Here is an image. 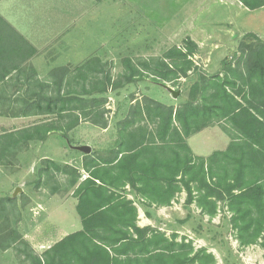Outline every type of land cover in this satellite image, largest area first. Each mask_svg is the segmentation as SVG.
<instances>
[{
    "label": "trees",
    "instance_id": "obj_1",
    "mask_svg": "<svg viewBox=\"0 0 264 264\" xmlns=\"http://www.w3.org/2000/svg\"><path fill=\"white\" fill-rule=\"evenodd\" d=\"M239 1L249 10L264 8V0ZM197 51L198 45L186 40L164 57L139 63L126 58L117 79L112 65L99 57L54 69L42 79L31 63L38 49L0 15V115L37 119L0 134V166L53 133L69 141L81 123L107 129L110 91L142 77L176 84L196 75L188 100L178 108L151 99L133 104L118 123L116 147L106 155L84 156L86 179L81 170L48 160L43 172L53 168L68 176L82 222L81 231L49 249V264L217 263L186 237L140 227L128 186L149 207L171 206L185 191L187 205L214 217L219 203L226 202L240 244L264 249V42L245 44L212 77L198 72ZM223 122L231 136L228 149L195 156L187 139ZM20 221L16 200L0 198V251L13 249L19 264H47V252L37 255L20 233Z\"/></svg>",
    "mask_w": 264,
    "mask_h": 264
},
{
    "label": "rangeland",
    "instance_id": "obj_2",
    "mask_svg": "<svg viewBox=\"0 0 264 264\" xmlns=\"http://www.w3.org/2000/svg\"><path fill=\"white\" fill-rule=\"evenodd\" d=\"M59 3V0L0 1V15L11 24V21L24 24L28 20V27H33L37 35L48 31L49 15L61 18L62 41L50 40L49 63H42L41 55L36 59L37 71L43 78L53 69L75 68L99 57L112 65L117 79L124 70V59L139 63V60L164 57L172 48L184 47L186 40L198 45L193 56L198 72L212 77L220 74L224 61L232 60L245 44L254 45L257 39L264 42V8L249 10L238 0H104L102 3L64 0L61 9L57 7ZM195 81L194 74L176 84L142 77L107 94V129L83 123L69 133V141L53 133L44 142H33L17 160L10 159L7 165L0 166V198L16 200L21 216L19 231L38 253L81 225L68 176L53 168L49 174L43 172L48 160L82 170L85 154L76 147L89 146L91 154L106 155L116 147L118 123L127 117L133 104L151 99L179 107L188 100ZM173 92H179L178 98H174ZM36 120L0 115V134ZM224 126L226 122L195 134L190 140L193 152L208 158L227 150L231 136ZM84 175L87 174L82 172L83 179ZM18 189L21 191L14 197ZM186 194L180 195L171 207L161 209L147 206L133 193L140 211L139 225L158 229L168 237L178 234V240L188 238L196 249L204 248L212 253L216 264H264V249L260 244L242 246L238 241L226 202H220L216 216L211 217L202 214L196 204L187 205ZM18 263L13 249L0 251V264Z\"/></svg>",
    "mask_w": 264,
    "mask_h": 264
},
{
    "label": "crops",
    "instance_id": "obj_3",
    "mask_svg": "<svg viewBox=\"0 0 264 264\" xmlns=\"http://www.w3.org/2000/svg\"><path fill=\"white\" fill-rule=\"evenodd\" d=\"M51 0H49V2H50ZM60 1V3L59 4H57V7L58 8H63V6H64V0H59ZM239 1V0H238ZM240 2V1H239ZM240 4L242 5V3L240 2ZM243 6V5H242ZM60 15V14H59ZM12 22V24H13V26L33 45V46H35L37 49H38V51H39V55H41V57H43L42 58V60H40V61H42V63H46V64H48L49 63V46L51 45V39H57V43H60L61 41H62V33H61V22H62V20H61V18H57V19H55L52 15H49V20L47 21V30L48 31H44L43 33H41V34H36V31H34L35 29L33 28V27H31V28H29L28 27V20H26L25 19V22H24V24L23 23H20L19 21H16V22H13V21H11ZM55 31H56V34H55ZM56 44V43H55ZM38 55V56H39ZM40 57V56H39ZM36 59H37V57H35V58H33L32 59V61H31V63H32V65L35 67V69L36 70H39L38 69V67H37V64H36ZM58 66H55V67H53V68H57ZM49 68V67H48ZM49 70V69H48ZM54 70V69H53ZM38 72V71H37ZM39 74V73H38ZM48 75H49V73H48ZM47 75V76H48ZM39 77L40 78H42V79H44L43 78V76H40L39 75ZM46 78V77H45ZM175 108H178V107H175ZM18 119H26V118H18ZM27 119H30V118H27ZM81 124H83V123H81ZM80 124V125H81ZM79 125V126H80ZM78 126V127H79ZM77 127V128H78ZM97 127V126H96ZM75 130V129H74ZM73 130V131H74ZM195 135H193L192 137H190V138H188L187 139V143L189 144V146H190V148H191V150H192V152H193V148H192V145H191V142H190V140L194 137ZM32 144V143H31ZM193 154L195 155V156H197V154H195L194 152H193ZM197 157H199V156H197ZM82 172H84V170H83V168H82V170H81ZM84 173H86V172H84ZM87 174V173H86ZM85 176V178L84 179H86V177H87V175H84ZM83 179V178H82ZM126 190H127V195H128V198L129 199H131V200H135V195H132L134 192H131V189H130V187L128 186V187H126ZM183 193H186L185 191L184 192H182L181 194H179L178 196H177V198H176V200L172 203V205L177 201V199H178V197L180 196V195H182ZM187 195V194H186ZM136 198L137 199H139L138 198V196H136ZM77 200V199H76ZM136 202V201H135ZM77 203H78V200H77ZM136 204V206L138 207V204H137V202L135 203ZM171 205V206H172ZM77 206V205H76ZM171 206H165L166 208H168V207H171ZM165 207H159V208H161V209H163V208H165ZM138 210H139V208H138ZM77 212V211H76ZM79 217V216H78ZM80 219V218H79ZM80 221H81V219H80ZM139 222H140V211H139ZM139 222H138V225H139ZM140 226V225H139ZM140 227H142V226H140ZM146 227H149V226H146ZM142 228H144V227H142ZM81 229H82V222H81V225H80V228L79 229H77V230H75V231H73V232H71V233H67L65 236H63L62 238H60L59 240H57V241H55L52 245H50L49 247H47L42 253H38L37 251H36V249H35V247H33L34 248V250H35V252L37 253V255H39V256H42L43 255V253H45V252H47V254H46V263L47 264H49V249L50 248H52L54 245H56L57 243H59V242H61L64 238H66L67 236H69V235H71V234H74V233H76V232H79V231H81ZM19 264V263H18Z\"/></svg>",
    "mask_w": 264,
    "mask_h": 264
},
{
    "label": "water",
    "instance_id": "obj_4",
    "mask_svg": "<svg viewBox=\"0 0 264 264\" xmlns=\"http://www.w3.org/2000/svg\"><path fill=\"white\" fill-rule=\"evenodd\" d=\"M171 91H172V90H171ZM173 96H174V98H178V96H179V92H173ZM76 149H77L78 151H81V152L84 153L85 155H89V154H91V152H92V149H91L89 146H79V147H76ZM20 191H21V190L18 189V190L16 191V193L14 194V197H16L17 194H18Z\"/></svg>",
    "mask_w": 264,
    "mask_h": 264
}]
</instances>
